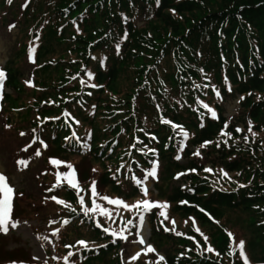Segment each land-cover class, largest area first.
<instances>
[{
  "label": "trees",
  "instance_id": "16d2710c",
  "mask_svg": "<svg viewBox=\"0 0 264 264\" xmlns=\"http://www.w3.org/2000/svg\"><path fill=\"white\" fill-rule=\"evenodd\" d=\"M8 2L0 0V7ZM22 10L27 43L18 46L14 55L27 59L31 54L32 84L20 85L17 69L6 63V86L16 98L20 91L28 93L25 102L16 105L12 123L31 122L30 137L43 142L50 155L49 172L56 170L51 160L60 161L57 168L64 170L71 158L102 168L96 181L88 177L84 182L83 206L65 184L53 188L55 175L43 178L53 188L47 192L49 210L44 219L57 256L54 259L47 251L46 264H65L69 252L73 253L70 264H123L120 238L111 232L123 230L130 237L143 208L126 209L99 196L96 203L111 217L98 210L86 216L83 208L93 207L89 186L95 181L108 193L106 197L135 205L150 196L136 181L139 173L150 171L152 158L165 161V173L177 171L185 180L183 188L175 186L161 198V205H167L162 211L174 220L175 231L169 219L147 214L151 238L170 242L174 248L162 262L145 258L129 264H244L228 236L231 232L239 242L231 228L213 226L206 216L219 220L227 211L253 214L247 221L248 236L241 240L245 253L254 244L264 254V0H25ZM136 19L143 23L140 29L135 27ZM71 54L76 58L67 56ZM120 76L126 87L110 99L104 90H113ZM0 96L3 105L16 103L14 96ZM238 96L243 115L252 121L248 126L245 121V128L253 152L225 163L229 177L207 173L196 163L189 167L206 176L186 174V166L175 163V157L187 158L191 149L219 136V129L227 124L223 103ZM241 140L236 141L241 144ZM41 158L45 162L42 154ZM17 203L14 198L12 219L46 211L41 208L45 203L36 209ZM78 241L87 242V249ZM208 247L214 251H207Z\"/></svg>",
  "mask_w": 264,
  "mask_h": 264
},
{
  "label": "rangeland",
  "instance_id": "374dc122",
  "mask_svg": "<svg viewBox=\"0 0 264 264\" xmlns=\"http://www.w3.org/2000/svg\"><path fill=\"white\" fill-rule=\"evenodd\" d=\"M8 4H4L0 7V70L5 73L4 69L6 68V63L9 62L10 65L12 63L13 65H11L10 68L13 66L17 69V81L19 84L25 87H31L33 71L31 63L29 62L31 54H28L27 59L23 56L19 57L20 54L14 55L18 50V46L27 43L26 28L25 30L23 29L25 25L22 24L21 14L24 12L22 8L24 7L25 0H12L8 2ZM134 24L137 29H140L143 23L138 19ZM152 25L157 28L160 27L158 22H154ZM67 56H70L71 59L76 58V54ZM14 57L18 59H14ZM56 71H58V69H56ZM125 82L127 81L122 76L117 78L113 90H104L106 96L110 99H115L125 89ZM2 93L11 97L14 96L16 103L12 104L11 102L3 105L0 96V173L7 177L9 186L14 189L13 199L15 198L16 201L19 200L17 204L24 205L26 203L27 207L32 206L33 209H36L39 203H45L46 205L44 206L40 205L41 208L46 211L39 212L38 216L36 212H34L33 215H30V218L20 217L19 219H12L18 221V226L16 228H11L9 226V231L6 234L0 232V264H46L48 262L47 251L54 259H57V256L55 255L54 246L48 236L46 227L47 220L44 219L45 214L49 210H47L46 207L49 205V195H47V192L52 187H50L51 185L49 183L43 181V178L47 175H55L56 179L57 173H68L70 169L66 166L64 170H60L55 166L56 170H54V172H49L47 161L50 155L47 154V147L43 142L37 143L33 137H30L31 122L12 123L16 117L14 109L20 106L19 101L23 100V102H25L24 99L27 98L28 93L24 92L22 94L20 91L18 95L19 98H16V94H13L9 87L6 86L5 78L3 80L2 90H0V95ZM239 99V96L236 98H228L223 103V117L226 123L232 127L229 125L225 127V125H223L222 128L219 129V136H216L209 144L204 143L197 148L191 149L190 152L193 154L190 156L187 155V158H183L180 155H178L180 159H177V156L175 157V163L186 166V174H193L195 176L205 175V173H197L193 168L189 167L190 164L196 163L201 169L203 168V171H206V169L212 170L211 172L206 171L207 173L219 172L220 176L227 173L229 177L232 176V174L225 167V163L229 161V159H233V156L247 155L248 152H253L252 146L248 143V129L245 128V121L247 122V126L252 124V121L243 115V110H241L239 105ZM6 116L9 120L7 123L5 122ZM30 118L34 121L36 120V117L33 115H31ZM237 129H240V131H237ZM21 133L25 135L22 136ZM104 138L106 137H103V140H105ZM238 139H242L241 144L236 141ZM39 150L43 151L41 154L45 158V162H43ZM196 152H199V155H195L194 153ZM37 153H39V155H37ZM222 153L224 157H222ZM71 160L70 165L72 169L75 170L76 180L79 183V188L82 190L80 191V195L84 197L86 196V193L82 189L86 188L84 182L88 177L89 180L96 181L97 175L102 171V168L98 163L92 161L74 158H71ZM147 160L149 162L150 159ZM19 161H24L25 164H20L18 163ZM150 165L149 172L155 168V176H148L147 174L149 172L146 175H144L146 172L144 174L139 173V181H141L139 188L143 193V187H147L148 193H150L147 200L161 204V198L165 193L169 192L175 186L183 188L185 181L184 176L177 171L174 173H172V171L165 173L163 171L165 161L160 162L157 158H152L150 160ZM60 183L65 184L77 193V190L70 187L63 178H61ZM100 188L101 187L97 184L96 189L99 194L97 197L108 194L105 190ZM155 190L158 191V194H156ZM0 196H2V194H0ZM88 199L89 202L93 201L91 192L90 195H88ZM17 204H15V209ZM44 207H46V209ZM50 208L53 207L50 206ZM161 211V208H152L147 211L143 210V225L140 224L139 216H137L136 225L132 228L130 237H127L126 240L119 239L121 241L120 255L123 264H129L130 260L133 261V259H131L132 256L136 255L138 252L140 255L135 260L149 258L148 260L160 261V256H163L165 259V255L169 253V250L174 248V245L170 242L160 243L155 240V238H151L152 228L150 226L149 215L153 212L159 214ZM226 213L227 214H223L224 217L219 220L209 215L206 216L213 226H220L223 224L231 228L229 230L233 231L239 241H242L241 238L245 235L248 236L249 227L247 226V221L250 222L248 217L251 218L253 214L251 212H248V215L243 213L232 214L228 211ZM245 215H247V217ZM172 221L174 220L169 219L168 224L173 227ZM161 222H163V220L158 224L160 225ZM174 226L176 227V225ZM252 227L255 228V225ZM207 228L210 232L216 231L214 227L207 226ZM141 238L145 240L144 244L138 243ZM148 246H151L155 251L147 252ZM250 248L251 251L248 250L246 252L250 263L264 264V254H260L263 252L261 251L260 245L251 244ZM255 252H257L256 255ZM230 253L232 254L233 250H228V254ZM132 263L135 264L134 262ZM67 264L70 263L67 262Z\"/></svg>",
  "mask_w": 264,
  "mask_h": 264
},
{
  "label": "snow or ice",
  "instance_id": "6c2138e0",
  "mask_svg": "<svg viewBox=\"0 0 264 264\" xmlns=\"http://www.w3.org/2000/svg\"><path fill=\"white\" fill-rule=\"evenodd\" d=\"M9 2H11V0H9ZM4 78H5V73L2 70H0V90H2ZM81 83H84V81H81ZM92 86L95 87V85H92ZM204 107L207 108L208 106L204 105ZM209 111H211V109H209ZM212 116H213V118H215L216 113L212 112ZM164 123H169V122L168 121H164ZM225 127H227V124L225 125ZM237 131H240V129H237ZM249 131H251V127L249 128ZM183 134H184V136L186 138L187 137V133H183ZM222 134H226V133H222ZM21 135L23 136L25 134L21 133ZM73 136H75V133H73ZM194 154L195 155H199V152H196ZM37 155H39V153H37ZM176 158L180 159L179 156H177ZM18 163L25 164L24 161H19ZM51 163L54 166H59L61 164V162L58 161V160H51ZM67 167L70 169V171L68 173H57V177H56L57 183H56V185L53 186V188L60 187V181H61V178H63L64 180H66L67 184L70 187H72L73 189L77 190V195L79 197V203L83 206L84 205V197L82 195H80V191H82V190L79 188V183L76 180L75 170L72 169L71 165H67ZM206 171L211 172L212 170L211 169H206ZM147 175L148 176H155V168H153V170L151 172H149ZM224 175H227V173H224ZM136 183L138 185H140L141 181L137 180ZM53 188H50L49 191H53ZM142 191H143V194L145 196H147L148 188L147 187H143ZM90 192H91V196L93 197V207L91 209H89L87 207H84L83 208L84 214L87 216L90 211L91 212H96L98 210L101 215H104L105 217L110 218L111 217V213L107 209L102 208L95 201V198L99 195L98 192H97V189H96L95 181H93L92 184H91ZM0 194H2V196H0V232H3V233L6 234L9 231V226L11 228H16L18 226V221L12 220V201H13L14 189L11 186H9L8 181H7V177L4 174H2V173H0ZM100 198L103 199V200H106L109 204L123 206L126 209L130 208V207H135L137 209L143 208V210L147 211V210L152 209V208L164 209V208L167 207V205H161V204H158V203H155V202H150L147 199L139 201L135 205L129 206L124 201H122L120 199H110V198H108L106 196L100 197ZM51 199L56 201L58 204H63L65 207H70L64 201L58 199L56 196H52ZM73 211H75V210L73 209ZM159 215L164 217L165 220L169 219V217L167 216L165 211H161L159 213ZM139 222H140L141 225H143V223H144L143 214H141L139 216ZM50 223H55V221H50ZM63 223L67 224L68 221L65 220ZM127 223L131 224L132 222L128 221ZM172 223H173V228L171 230L175 231V226H174L175 222L172 221ZM97 227H100L99 223H97ZM103 230L106 233L109 232L108 228H104ZM165 230H169V229H165ZM195 231L200 232L199 228H195ZM176 234L177 235H182V233H179V232H176ZM200 234L203 236L205 242H207L208 241V237L204 236L203 233H200ZM53 235H56V233L54 232ZM111 235L114 236V237L118 236L120 239H124V240L127 239V237H125L123 235V230L121 232H119V233L113 231V232H111ZM228 236L230 238L231 243L234 244L235 248L239 250V255L243 259L244 264H249L248 257H247V255L245 253L244 241H239L237 243L235 241L234 235L232 233H228ZM44 239H46V238H44ZM189 239H192V238L189 237ZM77 243L79 245H81L85 249H87V247H88V244L85 241H78ZM113 243H115V240H113ZM138 243L139 244H144L145 240L143 238H141L138 241ZM153 251H155V250L151 246H148L147 252H153ZM207 251L212 252V251H214V249H212L211 247H208ZM139 255H140V253L138 252V253H136V255L132 256L131 259L135 260V259H137L139 257ZM217 255H218V253H217ZM71 256H73V253L69 252L68 256H66L64 258L65 259V264H67L68 259ZM159 260L163 261L164 257L160 256Z\"/></svg>",
  "mask_w": 264,
  "mask_h": 264
}]
</instances>
